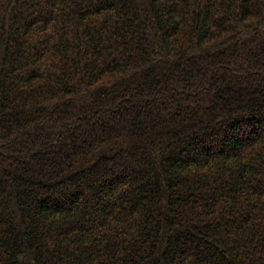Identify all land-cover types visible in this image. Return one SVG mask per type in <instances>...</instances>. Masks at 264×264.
I'll use <instances>...</instances> for the list:
<instances>
[{
  "label": "trees",
  "instance_id": "obj_1",
  "mask_svg": "<svg viewBox=\"0 0 264 264\" xmlns=\"http://www.w3.org/2000/svg\"><path fill=\"white\" fill-rule=\"evenodd\" d=\"M0 264H264V0H0Z\"/></svg>",
  "mask_w": 264,
  "mask_h": 264
}]
</instances>
